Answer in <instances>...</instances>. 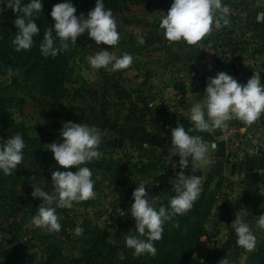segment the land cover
I'll list each match as a JSON object with an SVG mask.
<instances>
[{
  "label": "rangeland",
  "instance_id": "obj_1",
  "mask_svg": "<svg viewBox=\"0 0 264 264\" xmlns=\"http://www.w3.org/2000/svg\"><path fill=\"white\" fill-rule=\"evenodd\" d=\"M225 2L231 10L228 22L221 19L219 26L199 42L188 44L168 41L159 28L172 0H121L112 12L119 43H101L99 48L111 47L118 56L128 53L132 64L114 73L92 69L88 55L99 49L85 32L72 44V71L63 96L56 100L34 88L13 85L23 76L32 52L15 50L11 14L0 4V85H7L10 95L23 99L20 106H12L14 117L31 136H40L38 127L49 133L44 137L47 149L49 143L61 142L59 130L65 121L95 126L102 134L100 157L114 159L120 170L115 181L97 176L101 184L93 198L58 209L59 232L34 228L32 217L40 200L31 195L33 184L53 192L48 173L58 167L47 150L43 174L20 185L17 195L7 200L6 228L0 231V264H83L79 260L83 243L70 238L78 226L105 229L108 240L116 246L118 240V251H123L122 237L129 229L135 230L130 205L136 184H146L158 208L167 206L177 194L173 181L179 171L200 174L199 170L192 173L191 163L181 169L178 156L168 158L171 129L177 122L186 130L192 126L189 115L193 97L200 99L207 78L219 71L241 84L252 75L261 76L264 82V0ZM139 35L144 37L143 44L137 41ZM228 41L238 45H228ZM227 125L211 134L191 133L214 145L210 149L212 163L202 173V191L189 210L192 217L182 224L179 244L167 242L171 237L165 235L169 222L165 223L156 248H178L161 254L158 261L179 264L178 259L184 258V264H219L226 257L228 264H246L256 248L249 251L238 246L230 229L235 215L245 209L257 246L264 238V228L257 224L258 215L264 212V114L251 125L236 118ZM128 160L151 161L156 170H148L145 176L130 174L131 169L123 165ZM200 227L204 234L195 236Z\"/></svg>",
  "mask_w": 264,
  "mask_h": 264
},
{
  "label": "clouds",
  "instance_id": "obj_2",
  "mask_svg": "<svg viewBox=\"0 0 264 264\" xmlns=\"http://www.w3.org/2000/svg\"><path fill=\"white\" fill-rule=\"evenodd\" d=\"M0 4L17 13L14 25L17 28L12 44L16 51L29 50L34 38L41 33V28L32 17L42 11V0H0ZM77 9L72 0H61L53 5L49 13L51 26L44 32L40 42L41 54L45 57L56 56L61 49L67 51L69 44H76L77 38L87 32L99 50L90 52L88 62L94 70H105L110 73L128 68L133 57L124 53L116 55L109 49H100L103 43L115 46L119 43L116 18L112 10L105 7L104 0H95L94 7L87 12L76 14ZM164 13V12H163ZM231 10L225 0H172L167 13L162 16L159 28L163 36L172 42L183 40L188 44H196L214 26H219L221 19L227 23ZM59 40V47L56 41ZM139 44L144 43L142 35L137 36ZM194 99L190 108L191 127L187 130L177 122L170 131V147L168 158L178 156L181 169L193 165L192 173L184 171L176 174L173 181L176 195L172 196L168 206H154L153 199L147 192L146 184H136L132 192L133 202L130 205V216L134 218L135 230L129 229L122 237L123 247L132 249L134 256L148 254L155 256V242L163 238L164 225L174 216L184 215L194 206L202 191L203 171L212 163L210 149L213 144L200 135H192L194 130L214 133L226 128L227 122L233 118L249 125L264 114V82L259 75H252L241 84L226 72L219 71L207 78L206 87L200 99ZM61 142L49 143V149L58 167L51 172L53 192H48L33 184L32 197L38 198L40 204L32 217L34 228L46 229L49 232L61 230V216L58 209H68L74 202H82L95 196L93 173L87 163L98 159L101 155L102 134L95 126L86 123L65 121L59 130ZM23 136L19 133L0 140V172L11 175L24 162ZM74 166L76 171L61 170ZM247 210L230 224L235 243L249 251L257 246V238L247 221ZM257 224L264 228V212L258 215ZM84 229L76 227L75 235H82ZM115 243L119 247V241ZM120 260L125 259L120 253ZM219 264H228L225 257Z\"/></svg>",
  "mask_w": 264,
  "mask_h": 264
},
{
  "label": "trees",
  "instance_id": "obj_3",
  "mask_svg": "<svg viewBox=\"0 0 264 264\" xmlns=\"http://www.w3.org/2000/svg\"><path fill=\"white\" fill-rule=\"evenodd\" d=\"M121 0H104L106 8H109L114 12L120 4ZM138 2L140 0H131ZM28 0H24L27 3ZM61 2V0H42V11L37 14L38 16L32 17L33 21L41 28V33L38 37H35L34 44L29 49L31 61L25 69L21 79L13 83L15 86L31 87L36 89L40 95L46 98L56 100L63 96L65 92V83L70 77L72 71L71 61L73 57L72 44H69V49L64 51L61 49L56 56L45 57L40 51V42L43 36V32L51 26L52 18L49 13L54 4ZM74 6L77 9V15L91 10L95 5V0H72ZM11 14V34L15 36L17 28L14 25L17 13H14L11 8L9 11ZM14 39V37H13ZM228 45H238L235 42L228 41ZM56 45L59 47V40L56 41ZM238 48V47H237ZM235 51V49H232ZM9 87L7 85H0V140L6 139L9 136L19 133L23 136L25 141V148L23 149L24 161L26 165L21 163L11 175H5L0 172V231L6 227L4 225V219L7 216V200L14 198L17 195L19 186L24 184L30 179H35L39 175L43 174L42 169L44 166V160L47 157V148L44 146V137H49V133L45 132L42 127H38L40 136H31L27 127L21 122L17 121L12 112V106H20L23 103V99L13 97L8 93ZM131 170L130 174L135 173L139 176H145L148 174V170L152 172L156 170V165L150 162H131L127 161L123 163ZM89 167L93 173V179L96 181L94 190H96L101 182L97 178L98 175L108 176L112 180L119 179V164L114 159H106L105 157H99L91 162H88ZM76 171L74 166L69 169ZM51 177V173H48ZM167 202V201H166ZM166 205V203H165ZM168 206V204H167ZM192 213H195V211ZM191 212L188 211L184 215L174 216L172 220L168 221V228L165 235L171 237L169 244H179V234L182 228V224L189 221L191 218ZM84 232L82 235H75L74 230L70 238L77 242H82V250L80 261L83 264H166L165 262L158 261L160 255L173 253L176 248L169 247L164 251L163 248L157 249L155 256L148 255L145 257L134 256L131 249H124L118 251L115 244L108 240V233L105 229L98 226L82 227ZM204 229L200 227L194 231V235H203ZM193 236V235H192ZM124 253L125 259L120 260L119 254ZM173 256H175L173 254ZM179 264H184V258L178 259ZM246 264H264V238L261 243L256 247L255 251L249 255Z\"/></svg>",
  "mask_w": 264,
  "mask_h": 264
},
{
  "label": "crops",
  "instance_id": "obj_4",
  "mask_svg": "<svg viewBox=\"0 0 264 264\" xmlns=\"http://www.w3.org/2000/svg\"><path fill=\"white\" fill-rule=\"evenodd\" d=\"M256 162H259V159H257V161Z\"/></svg>",
  "mask_w": 264,
  "mask_h": 264
}]
</instances>
